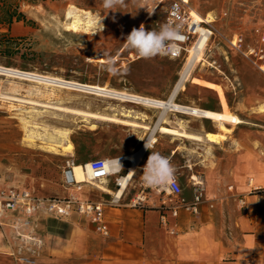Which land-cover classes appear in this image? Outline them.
Segmentation results:
<instances>
[{"label": "rangeland", "instance_id": "obj_1", "mask_svg": "<svg viewBox=\"0 0 264 264\" xmlns=\"http://www.w3.org/2000/svg\"><path fill=\"white\" fill-rule=\"evenodd\" d=\"M158 2L124 0L122 5L112 11L103 7L102 0H0V65L166 100L179 79L180 61L161 55L152 59L128 61L133 50L124 46L127 35L148 14L146 8H154ZM191 3L192 8L201 15L206 16L211 12L217 16L214 23L217 34L207 53L208 61L213 64L195 69L193 76L176 97L177 103L198 108L204 105L218 108L228 104V111L241 112L243 119L251 118L250 108L244 99L258 98L260 101L262 96L264 103V72L232 49L227 39L238 33L244 37L246 45H259V38L264 34V0H191ZM8 6H17L26 19L6 24L2 19ZM72 6L103 18L104 27L99 21L89 33L69 31L66 16ZM163 19L164 11L158 7L147 27L149 30L158 29ZM91 58L95 61H91ZM101 58L105 60L104 63L98 62ZM109 62L115 71L108 70ZM37 86L43 90L42 93L33 91ZM47 89L44 85L0 76V189H26L36 196L46 198L69 196L70 187L65 183L63 175L67 161L73 158L68 156V152L62 151L64 146L61 152L54 153L46 149L41 141L35 145L27 141L24 125L27 120L39 123L40 132L44 128L50 131L69 130L73 149L76 147L83 153L95 152L98 147L116 152L128 140L138 138L139 142L133 150L135 153L145 144L146 141L142 139L147 140L151 135L150 131L143 129L134 130L122 124L84 120L8 97L48 104H54L47 101L53 99L58 106L108 114L111 112L104 111L108 106L132 109L140 116L136 121L152 129L158 127L162 114L157 107L110 101L67 89H57L55 95L50 97L46 93ZM165 117L171 124L184 121L189 132L204 129V124H209L206 120L213 122L173 112V109ZM92 124L96 125L95 130H91ZM231 131L228 128L225 131L207 132L212 135L207 141L221 144L228 139L227 134ZM155 136L158 141L151 150L168 157L176 167L178 176L186 182L189 174L180 168L186 157L174 155L175 146L189 148L195 156L201 153L207 160L213 156L212 145L207 141L195 143L158 131ZM67 143L63 141L62 145ZM149 155L150 150L146 157ZM195 176H192L194 181ZM199 179L204 182L203 176ZM0 232V264H86L92 260L94 250L100 244L97 239H93L96 245H92L86 254H59L58 249L54 248L52 233L40 218L32 228L22 231L32 239L20 237L10 226L0 228ZM31 257L33 261L28 262L26 258Z\"/></svg>", "mask_w": 264, "mask_h": 264}, {"label": "crops", "instance_id": "obj_2", "mask_svg": "<svg viewBox=\"0 0 264 264\" xmlns=\"http://www.w3.org/2000/svg\"><path fill=\"white\" fill-rule=\"evenodd\" d=\"M47 101L57 103L53 99ZM244 101L250 108L249 119H243L241 112L228 111V104L215 108L237 114L243 123L229 124L232 131L221 144L205 140L212 145L211 159L207 160L201 153L195 156L182 145L174 147V155L186 157L180 168L189 174L187 182L178 176L183 189L181 195L143 184L142 169L149 150L138 162L128 186L121 189L120 178L129 173L133 163L127 157L133 153L138 138L128 140L116 152L98 147L95 152L83 153L75 147L68 154L75 163L120 157L124 159L125 169L100 182L107 191L90 184H83L80 191L69 188V196L104 203L107 236L78 213L63 218L39 217L52 233L54 248L59 254H86L96 245L93 239H97L100 244L86 264H264V194L252 192L253 187H264V112L259 109L264 103L262 96L260 101L258 98ZM206 122L209 124L205 123L204 129L194 133L220 131L215 123ZM193 175L203 176L207 202L198 206V214L180 209L178 216H174L172 209L180 198L188 203L194 201ZM139 195L145 196V200L134 206ZM1 241L0 232V246Z\"/></svg>", "mask_w": 264, "mask_h": 264}, {"label": "bare ground", "instance_id": "obj_3", "mask_svg": "<svg viewBox=\"0 0 264 264\" xmlns=\"http://www.w3.org/2000/svg\"><path fill=\"white\" fill-rule=\"evenodd\" d=\"M70 8V7H69ZM193 9V8H192ZM194 15L198 19L211 21L212 14L211 12L207 13L206 16L201 15L198 11L193 9ZM67 29L73 32H86L89 33L96 25L101 21L100 17L96 16L91 11H87L84 9H80L76 6H72L68 9L67 12ZM103 21H101L102 23ZM103 24V23H102ZM101 25V24H100ZM96 32V31H94ZM205 47V39L202 38L198 44V47L194 50L191 56L188 58V64L185 69L179 74V79L175 83L170 96L168 99H158L154 97H148L143 95H138L134 93H130L123 90H117L113 88H106L99 85H90L86 83H80L74 80L64 79L59 76H53L50 74L38 73L34 71H25L20 70L12 67H5L0 65V76H5L10 79L14 80H22L30 83H34L37 85H44L48 87V95L54 96L55 91L57 89H67L72 90L75 92L86 93L95 95L99 98H103L105 100L110 101H118V102H133L137 104H143L148 106H153L160 108L162 114L158 120V127L152 129L147 124L141 123L136 121L139 119L137 111H133L132 109H117L116 106H108L105 107L104 111H110L111 114L103 113V112H93V111H85L81 109L69 108L64 106H58L56 104H48V103H38L37 101L33 100H22L17 97H8L15 101L26 102L27 104L37 105L45 108L46 110H56L59 113L66 114V115H73L77 117H81L84 120H94L98 122H112L116 124H122L124 126L131 127L132 129H143L146 132L150 131L151 135L146 140L145 138L142 141H146L145 143L150 144L152 147H155L157 143V137L155 136L156 131L162 134L172 135L175 138L190 140L193 142H205V140L210 139L212 135L209 133H205V135H200L198 133L189 132L187 129V125L184 121H179L177 124H171V121L165 117L168 114V111L173 109V112H179L186 115H192L197 118L209 119L212 120L215 124H217L220 131H225L229 127L228 125L237 126L242 124L243 121L240 116L233 113L228 112H220L217 110H210L205 108H198L192 106H185L179 105L176 101V97L178 94L183 90V86L186 84L187 81L193 76L195 69L199 66H205L212 64L207 59V52L204 50ZM203 49L202 51H200ZM101 57V56H100ZM91 61H95L93 58L90 59ZM98 62L104 63L105 60L103 58L99 59ZM264 69V67H263ZM38 93H42V89L39 86L35 87ZM32 92V91H30ZM262 112H264V105L259 108ZM55 113V112H54ZM160 124V125H159ZM25 139L29 141L32 145H35L38 141H41V144L51 152L58 153L61 152V147L64 146V152L70 153L73 149V145L69 139L70 131L67 129H54L50 131V129L44 128L42 132L38 129L40 128L39 123H34L31 120L25 121ZM91 130L96 129V125H91ZM147 134V133H146ZM63 141L68 142L67 145H62ZM28 142V143H29ZM147 149H145V144L139 149V151L132 153L130 156L127 157L128 160L132 161V166L129 168V173L127 175L121 176L120 182L122 185V190H124L128 184L130 183L131 179L135 174V168L138 162L142 159L143 155ZM194 152V151H193ZM199 154V153H197ZM145 156V155H144ZM109 159V158H108ZM121 163L123 165V158H120ZM142 161V160H141ZM139 165V164H138ZM124 168V167H123ZM125 169V168H124ZM113 171L119 173L118 169H112ZM132 171V172H130ZM71 175L76 180L77 185L83 184H90V185H99L104 191H107V188L103 186L100 182H94L91 180V169L88 163L85 164H76L73 163L71 165ZM119 177V175H118ZM118 179V178H117ZM195 183H204L198 177H194ZM119 180V179H118ZM119 182V183H120ZM101 190V189H100ZM120 189V193L122 192ZM124 193V192H123ZM115 195V193H113ZM118 194V193H117ZM120 195V194H119ZM30 239V236H27Z\"/></svg>", "mask_w": 264, "mask_h": 264}, {"label": "built area", "instance_id": "obj_4", "mask_svg": "<svg viewBox=\"0 0 264 264\" xmlns=\"http://www.w3.org/2000/svg\"><path fill=\"white\" fill-rule=\"evenodd\" d=\"M158 7H161L164 11L163 23L169 21L178 22L181 20L183 22L182 34L184 39L167 53L161 55L168 57L171 60L181 61V73L187 66L188 58L191 56L192 52L194 50H198L196 48L202 38L205 39L204 50L208 53L211 43L217 34V29L214 26L217 16L212 15V20L209 22L198 19L193 13L191 0H159L158 4L154 7L155 10ZM153 14H147L136 28L138 29L139 26L143 24L146 30H149L147 23L153 18ZM227 41L232 49L241 53L244 57L255 64L262 72H264V34L260 36L259 45L257 46L246 45L244 37L238 33L233 34L227 39ZM202 50L203 49L200 51ZM128 59V61H136L142 58L139 57L133 50L129 54ZM103 160L106 159L94 158L88 162L91 169V180L94 182H102L116 173L112 169L108 171L102 170L97 162ZM73 163V160L67 161V167L65 168L63 175L64 181L69 187H75L80 191L82 189V185H77L78 183H76V180L71 175V165ZM175 176L176 186L168 190L172 194L181 195L183 189L179 183L178 174L175 173ZM92 186L102 189L99 185ZM193 186L195 191L194 201L192 203H188L185 199L180 198L172 209L174 216H178L180 209H185L193 212L194 214H198V206L207 202L205 197V183L196 184L193 182ZM157 190L160 191V189ZM252 192L264 194V187H253ZM144 200L145 196L139 195L135 202H133V205L140 206ZM73 213H78L88 218L95 224L96 230L100 234L104 236L109 234L108 224L105 221V207L103 202L82 200L76 196H68L65 198L39 197L26 189H17L12 187L0 189V228L10 226L20 237L27 238V236H30L28 234H23L22 231L32 228L35 222L42 215L63 218L69 217ZM30 239H32V237ZM26 260L28 262L33 261L32 257L26 258Z\"/></svg>", "mask_w": 264, "mask_h": 264}, {"label": "clouds", "instance_id": "obj_5", "mask_svg": "<svg viewBox=\"0 0 264 264\" xmlns=\"http://www.w3.org/2000/svg\"><path fill=\"white\" fill-rule=\"evenodd\" d=\"M123 2L124 0H102L103 7L112 11H114L117 6L122 5ZM146 9L149 15H152L155 11V8ZM101 21L100 24H102ZM182 29V20L178 22L169 21L162 23L159 25L158 29L153 28L150 31L146 30L145 26L141 24L138 29L133 28L130 34L127 35L124 46L134 50L141 58L152 59L158 55L167 53L182 41L184 39ZM108 70L115 71V69L111 67V62H109ZM145 149L150 150V155L142 169L143 184L151 189L167 190L174 188L176 186V167L171 163L168 157L163 156L159 152L152 151V146L150 144L145 143ZM97 163L104 171L110 169L123 170L120 157L106 159Z\"/></svg>", "mask_w": 264, "mask_h": 264}, {"label": "trees", "instance_id": "obj_6", "mask_svg": "<svg viewBox=\"0 0 264 264\" xmlns=\"http://www.w3.org/2000/svg\"><path fill=\"white\" fill-rule=\"evenodd\" d=\"M25 19H26L25 14L23 12L19 11L17 6H15V8H11V7L8 6L7 9L5 10V14H4V17H3L2 20L5 21L6 24L11 25L14 20L22 21V20H25ZM5 49H7V47ZM176 61H179V60H176ZM179 65H180V67L182 66V62L181 61H180ZM203 108L210 109V110H215L216 107L211 106V105H204ZM77 164H79V162H77Z\"/></svg>", "mask_w": 264, "mask_h": 264}]
</instances>
